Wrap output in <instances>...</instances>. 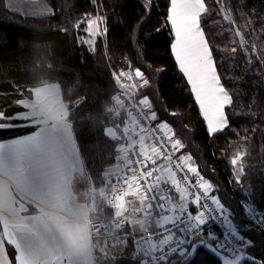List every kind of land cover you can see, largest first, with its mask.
I'll return each instance as SVG.
<instances>
[{"label":"snow or ice","instance_id":"6c2138e0","mask_svg":"<svg viewBox=\"0 0 264 264\" xmlns=\"http://www.w3.org/2000/svg\"><path fill=\"white\" fill-rule=\"evenodd\" d=\"M5 7L17 14L42 16L52 12L46 0H7ZM205 11L204 0H170L167 20L170 35L174 37L171 51L178 69L187 78L207 121L208 132L212 134L228 127L225 109L232 104V97L221 83L212 50L201 28L200 17ZM104 20L102 16L89 19L84 32L93 38L105 35L107 27L103 31L99 28ZM74 27L79 28V23ZM237 35L240 33L237 32ZM81 42L93 45L95 41L87 39ZM241 42L244 43L243 37ZM232 51L235 52L236 48ZM112 76L118 86L117 94L123 99L127 93L122 91L126 88L122 78L131 80L133 74L120 71L119 74L113 72ZM134 76L142 81L139 87L149 84L140 68L134 70ZM45 102L56 104L55 93L51 89L38 90L32 103L25 99L15 101L18 107L26 110L23 113L7 116L0 111V129L14 126L9 123L12 120H20L23 122L21 126L35 129L31 134L0 142V264H13V260L14 264H100L108 253L104 241L94 234L93 228L103 235L105 229L102 225H107L108 221L100 213L111 210H114L111 224L116 230L130 225L126 235L117 231L113 238L122 247L126 246L127 238H131L134 264H139V261L143 264H201L200 257L205 249L215 256L218 264H242L245 260L248 264H256L255 259L243 250L236 251L234 259H221L217 253L227 255L225 249L230 247L226 237L216 234L211 237L213 242L209 245L208 240L200 235L201 226L206 224V213L227 220L228 209L212 194L213 184L200 175L197 167L192 164L182 167L180 162L191 159L183 155L177 158L174 167L180 171L186 167L196 177L197 190L190 192L188 187L181 186V179L173 171L172 156L166 153L169 149L179 151L184 145L168 135L172 132L170 126L161 123L153 129L163 131L166 137L167 142L161 143L160 147L146 144L150 134L149 137L139 135L138 140L128 135L130 129L123 119L125 115L138 126L140 119L156 120L154 111L150 115L143 111L134 115L128 107L118 109L119 117L109 121L112 126L104 137L117 142L126 140L125 144L116 148V152L117 159L125 161L127 171L115 177V182L111 173L105 171L101 178L102 186L95 188L85 172L73 125L60 120L63 106L42 115ZM86 102L87 97L74 106V111ZM137 103L144 108L152 107L147 97ZM120 124L124 125L122 132ZM146 131L140 129L141 133ZM137 144L138 151L134 152ZM132 155L137 157L134 161ZM244 155L238 152L230 160L237 184L241 183L245 173ZM157 157L169 161V164L158 165ZM182 179L185 184L191 183L186 175ZM81 182L83 190L76 187ZM167 184L175 190L176 196L165 194L162 185ZM126 197H136L138 203L126 200ZM189 197L192 198L189 200ZM190 206L196 207L195 214L190 212ZM154 208L161 210L155 216ZM258 220L264 231V217ZM169 223L178 227L168 228ZM154 239L157 242H153ZM239 240L241 245L250 246L252 243L243 236ZM6 246L12 248L13 260L7 258ZM173 255L184 259L173 262Z\"/></svg>","mask_w":264,"mask_h":264},{"label":"trees","instance_id":"16d2710c","mask_svg":"<svg viewBox=\"0 0 264 264\" xmlns=\"http://www.w3.org/2000/svg\"><path fill=\"white\" fill-rule=\"evenodd\" d=\"M204 1L201 24L221 82L232 97L226 109L229 125L223 131L208 132L191 87L178 69L167 20L170 0H47L54 13L44 17L14 13L5 7L6 0H0V111L12 116L23 110L15 101L31 98L33 88L59 84L87 172L99 187L106 168L116 162L120 145L104 137L116 92L111 70L128 61L144 72L149 84L142 92L159 120L170 125L184 145L181 153L191 156L213 184L240 235L252 242L248 253L256 264H264V231L242 207L248 202L264 217V0ZM92 16L104 17L102 31L107 27L94 51L81 42ZM78 23L80 27H74ZM85 97L87 102L74 111ZM236 150L249 159L240 184L234 182L229 164ZM208 229L219 234L214 226ZM8 253L13 260L11 247ZM200 262L218 264L205 250ZM103 264H134V258L123 253Z\"/></svg>","mask_w":264,"mask_h":264},{"label":"built area","instance_id":"2783aa9c","mask_svg":"<svg viewBox=\"0 0 264 264\" xmlns=\"http://www.w3.org/2000/svg\"><path fill=\"white\" fill-rule=\"evenodd\" d=\"M120 71L132 72L133 79L129 80L127 78H122V83L126 86V88L125 89H122V91H125L127 93V95H125L123 99H121L119 97V95L117 94V88H118V86L115 85L116 92L111 97V100H110V103H109V109H108V113L111 115V119L113 117H119V111H118V109H120V106H119L120 103L126 104L127 107L129 108V110L130 111H133V114L134 115H137L141 111L147 112L150 115L152 111L151 112L150 111H147L148 108H144V106L139 105L137 103V101L139 99H143L144 98V96L141 95V89L142 88L139 87V85L142 83V81H140L138 78H135V76H134V70L131 69L130 63L128 61H125V63H123L120 66H118L117 69L111 70V73L115 72V73L119 74ZM112 78H113V76H112ZM113 81H114V79H113ZM114 84H115V82H114ZM123 119L125 120V117H123ZM140 122L143 125V128H145V129L148 130L150 136H152L154 142H156L155 144L158 147H160V144L161 143L167 142L166 141V137H165L163 131H161L159 129H156L155 131L153 130L154 127L157 126V125H159V124H161V122H159V121L156 122L155 120L153 121V120H147V119H140ZM119 127H120V130L122 132L123 131V128H124V125L123 124H120ZM119 134L120 133H118V135ZM128 135L132 138V134H131V131L130 130H129V134ZM155 137H161L162 139L161 140H157V139H155ZM138 148L139 147L136 146V148L133 151L134 152L135 151H138ZM163 150L164 149H162V151ZM166 154L172 156V167H173V171L176 172V175H177L178 179H181V186L182 187H188V189H189L190 192H196V190H197L196 187H195L196 177L193 176L190 172H188L186 167H184V170L183 171H180L179 169H176L174 167V165L178 162L177 161V158L180 157V156H178L175 151H172L170 149L167 151ZM136 158L137 157L135 155H132L131 156V159L133 161ZM161 160H162V163L163 164H166V165L169 164V161H167L165 159H161ZM180 163H181L182 167L185 165L184 162H180ZM150 167H151V165H150ZM185 175L191 181L190 184H185L184 183V181H183L182 178ZM200 175L202 176L201 173H200ZM163 189L165 190V194L172 195V196H176L175 193H174V189L171 188V185L170 184L164 185ZM169 189H171L170 192L168 191ZM212 194L215 195L214 193H212ZM191 198L192 197H190L189 200ZM209 203H210V201H209ZM242 207L244 208V210H248L249 209V205L246 202H243L242 203ZM189 210H190V212L192 214H193V211H197V209H196L195 206H190V209ZM160 211L161 210L159 208H154L153 209V215L155 216V213L160 212ZM165 211H166V209H165ZM167 214L172 215V213H167ZM227 215H228V213H227ZM253 216H255L256 219H258L259 217H262L260 212L259 213L258 212L253 213ZM104 219L108 221V224L107 225H102V227H104V229H105L103 235H101L100 233H97L96 232V229L94 227L93 228V232H94L95 235H99V236H109L110 235V233H111V222H110L109 219H106V218H104ZM94 224H95V220H94ZM206 225H207V227L208 226H214V227H216L218 229V231H219V234L226 237V239L228 241V244H230V247L229 248H226V249L232 250L235 254H236V251L243 250V252L247 254L246 249L244 248V245H241L240 240H239V237L241 236L240 233H239L240 229H237L236 228V231H233L230 228V226H229V217H228L227 220H225L222 216L219 217V218H217L216 214L208 215L206 213ZM258 225H260V224H258ZM126 226H127V224L124 227H126ZM177 227H178V225L174 223L173 226L168 227V228L176 229ZM205 229H206V227H201L200 234H202L205 231Z\"/></svg>","mask_w":264,"mask_h":264},{"label":"crops","instance_id":"0c3cea01","mask_svg":"<svg viewBox=\"0 0 264 264\" xmlns=\"http://www.w3.org/2000/svg\"><path fill=\"white\" fill-rule=\"evenodd\" d=\"M6 3H7V0H6ZM204 3H205V1H204ZM205 8H206V4H205ZM204 13V12H203ZM202 13V14H203ZM21 14H23V15H28V16H33V17H44V16H37V15H31L30 13L29 14H24V13H21ZM202 14H201V16H202ZM200 23H201V17H200ZM201 28H202V30H203V27H202V24H201ZM204 31V30H203ZM205 38H206V36H205ZM173 40H174V37H173ZM209 47H210V45H209ZM214 58V57H213ZM215 61V60H214ZM217 73H218V70H217ZM219 74V73H218ZM187 79V78H186ZM222 83V82H221ZM223 85V84H222ZM224 86V85H223ZM48 89H51L52 91H54V93H55V101H56V104L55 105H52V104H49L48 102H45L43 105H42V115H48L50 112H52V111H54V109L56 108V107H59V106H63L62 107V109H61V111H60V120L63 122V123H66V124H69V125H73L70 121H69V108H68V105L64 102V100H63V98H62V94H61V89H60V86H59V84L57 85L56 83H46V84H43V85H39V86H37V87H35V88H33L32 89V97L31 98H25V100L26 101H28V102H30V103H32V102H34L35 100H36V93H37V91L38 90H48ZM226 89V88H225ZM229 93V92H228ZM194 95V94H193ZM230 95V94H229ZM231 96V95H230ZM198 104V103H197ZM119 106H120V108H127V105L126 104H124V103H120L119 104ZM199 106V105H198ZM230 106V105H229ZM229 106H226V109L229 107ZM200 109V108H199ZM226 109H225V111H226ZM26 110L25 109H23V110H21V111H19V112H16V113H23V112H25ZM200 112H201V110H200ZM201 114H202V112H201ZM202 116H203V114H202ZM204 121H205V123H206V126H207V121L204 119ZM125 122L129 125V129H130V131H131V134H132V139L133 140H138V138H139V135H145L146 137H149V132H148V130L146 131V132H144V133H141V132H137V125H135V124H132L130 121H129V119H128V117L125 115ZM11 125H14V126H11V127H7V128H5V129H0V142H6L7 140H10V139H14V138H20V137H22V136H24V135H28V134H31L35 129L34 128H32V127H24V126H21L22 125V121H20V120H12V121H10L9 122ZM164 123V122H163ZM111 126V125H110ZM109 126V127H110ZM143 128V127H142ZM145 129V128H144ZM73 130V133H74V129H72ZM218 133V132H217ZM212 134H215V133H212ZM74 136H75V133H74ZM75 139H76V137H75ZM76 142H77V140H76ZM146 142V144H149V145H151V142H149V140L147 141H145ZM78 151H79V153H80V149H79V146H78ZM183 156H185V157H189V156H187V155H185V154H182ZM80 156H81V159H82V161H83V164H84V169H85V172L86 173H88L87 172V169H86V166H85V163H84V160H83V158H82V155H81V153H80ZM157 163H158V165H166V164H163L162 163V160L160 159V158H158L157 157ZM185 164H192L194 167H197V165L194 163V161L192 160V159H190V160H188V161H186V162H184ZM122 166H123V172L125 173L126 171H127V168H126V166H125V164L124 163H122ZM115 167V166H114ZM110 168H112V167H110ZM109 172H110V169L108 170ZM89 175V174H88ZM115 182V181H114ZM91 186L92 187H95V188H98L94 183H93V181L91 180ZM76 187L77 188H79V189H81V190H83L82 189V182L81 183H77L76 184ZM100 187V186H99ZM164 187V185H162V188ZM174 193H175V190H174ZM214 193V192H213ZM175 195H177L176 193H175ZM216 195V194H215ZM217 196V195H216ZM126 200H132V201H137V198L136 197H126ZM137 203H138V201H137ZM111 211H113L114 212V210H111ZM107 212V211H106ZM196 213V211H193V214H195ZM94 215H96V214H94ZM100 215H103L104 216V218H106L105 217V212H102V213H100ZM137 215H140V216H142L143 214L142 213H138ZM158 218V217H157ZM174 225V223H169V225H167L168 227H171V226H173ZM201 227H206V229H208L209 227H207V225L205 224L204 226H201ZM124 229H125V231H124ZM124 229H121V230H116L115 228H114V225H112L111 224V233H110V235L109 236H114V234H115V232H117V231H119V233L121 234V235H126V231H130V225H127ZM161 230H163V229H161ZM160 230V231H161ZM123 231V232H122ZM214 236V234L213 233H211V230H208V232H207V235H205L204 237L205 238H208V237H213ZM107 237L108 236H100V239L102 240V241H105L106 239H107ZM128 239H129V241L131 240V238L130 237H128ZM107 240H109V239H107ZM132 241V240H131ZM153 242H157L155 239L153 240ZM209 242V241H208ZM114 245H117V247H119V250L122 252V250H123V248L125 247V246H121L119 243H117V244H115L114 243ZM145 247L147 246V245H144ZM133 248H134V245H133ZM111 249V248H110ZM109 248H108V250L107 251H111ZM6 250H7V258L8 259H10L11 260V257H10V255H9V253H8V247L6 246ZM120 251H116L115 253L118 255L119 254V252ZM112 252V251H111ZM108 254H110L109 252H107ZM120 255H121V253H120Z\"/></svg>","mask_w":264,"mask_h":264},{"label":"rangeland","instance_id":"374dc122","mask_svg":"<svg viewBox=\"0 0 264 264\" xmlns=\"http://www.w3.org/2000/svg\"><path fill=\"white\" fill-rule=\"evenodd\" d=\"M46 3L48 4V6L52 9V12L50 13V14H45V15H42V16H49V15H52L53 13H54V10H53V8H52V6L47 2V0H46ZM221 8H223V7H221ZM222 13V15H223V17L225 16V12H223V11H221ZM37 16H40V15H37ZM227 17H229V16H227ZM93 18H95L94 16H92V17H89L88 18V20L89 19H93ZM225 18V17H224ZM87 20V21H88ZM87 21H86V23H85V28L87 27ZM99 28H100V30L102 31V29H101V25L99 24ZM98 37L99 36H96V37H91L88 33H86L85 32V34L82 36V38H81V41H83V40H87V39H94V44L93 45H89V44H86L87 45V47L90 49V50H92V51H94L95 50V44H96V41H97V39H98ZM85 44V43H84ZM131 65V64H130ZM131 69L132 70H135L136 68H132L131 67ZM146 77V76H145ZM57 84V83H56ZM58 85V84H57ZM146 87V86H145ZM145 87H142V89H141V95L142 96H144V97H147L148 98V96H146V95H144L143 94V92H142V90L145 88ZM148 100L150 101V99L148 98ZM150 103H151V101H150ZM151 105H152V103H151ZM153 106V105H152ZM147 111H154L153 110V107H151V109H147ZM155 112V111H154ZM156 113V112H155ZM157 115V114H156ZM111 116V115H110ZM161 122V123H163L162 121H160L159 120V118H158V116H157V119L155 120L156 122ZM164 123H166V122H164ZM170 126V125H169ZM143 127V125L141 124V122L139 121V125H138V129H137V132H140V129ZM109 128V127H108ZM108 128L106 129V131L108 130ZM171 129H172V132L171 133H168V135L169 136H171L172 137V139L173 140H175L176 139V137H175V132H174V130H173V128L172 127H170ZM147 141L149 140V142H151V144H155L156 142H154V140H153V138H152V136H150V138H147L146 139ZM126 143V140L125 139H121L120 141H119V144H125ZM137 146H138V144H137ZM157 146V145H156ZM139 147V146H138ZM158 147V146H157ZM176 153H177V155L178 156H182V154H184V153H181V149L179 150V151H175ZM238 152H243V151H238V150H236V151H234V152H232L231 153V155H230V158H229V164H230V160H231V158H233V156L235 155V154H237ZM244 153V152H243ZM185 155H187V156H189L188 154H185ZM191 159H192V157L191 156H189ZM193 160V159H192ZM122 163H124L125 164V161L124 160H121V159H117L116 158V162L114 163V164H112V165H110V166H108L107 168H106V170L105 171H108L109 169H110V173H111V175H112V177H113V182L115 181V177H117V176H122V175H124L125 173L123 172V166H122ZM242 163H243V166H244V168H245V173H244V175L242 176V178H244L245 176H246V169L248 168V166H249V159L244 155L243 156V160H242ZM185 164V163H184ZM115 166V167H114ZM230 166H231V164H230ZM110 167H112V168H110ZM238 167V166H237ZM231 168H232V166H231ZM232 170H233V168H232ZM100 186H102V185H100ZM214 192V191H213ZM214 194H215V192H214ZM218 197V196H217ZM190 198V197H189ZM219 199V198H218ZM248 203V202H247ZM248 205H249V209L248 210H246L247 211V213L249 214V216L253 219V221H254V226H258V227H261L260 225H258L259 224V220L258 219H256L255 218V216H253V213H255V212H258L259 213V211L258 210H256V209H254V208H252V206H251V204L250 203H248ZM227 208V207H226ZM228 209V217H229V226H230V228L233 230V231H236V228H237V225L233 222V220H232V216H231V211H230V209L229 208H227ZM261 213V212H260ZM261 216L263 217V214L261 213ZM105 217H106V219H109L110 220V222L114 219V212L113 211H107V212H105ZM168 227V226H167ZM125 228V227H124ZM237 229H239V228H237ZM208 230H210V229H205V231L202 233V234H200V235H202V236H205L204 234H205V232L207 231L208 232ZM124 231H125V229H124ZM161 231H163V230H161ZM123 232V231H122ZM116 233V232H115ZM212 233V232H211ZM214 234V233H213ZM214 236H215V234H214ZM107 239H109V240H107ZM107 239L104 241V247L106 248V250H108V248L112 251H107V252H109L110 254H108L107 255V257L105 258V259H103V260H101L100 261V264H103L107 259H109L111 256L112 257H114V258H117V257H119V256H121L120 255V253L121 254H123V253H126V254H128V253H132V250H133V244H132V241L130 240L129 241V239L127 238V244H126V246L123 248V250H122V252L119 250V247H117V245H114V243L115 244H117L118 242L113 238V236H108L107 237ZM208 241H210V239H211V237H208V238H206ZM212 240V239H211ZM252 245V244H251ZM250 245V246H251ZM250 246H248V245H244V248L246 249V252H247V254H249L248 253V249H249V247ZM8 247V246H7ZM116 251H120L119 252V254L117 255L115 252ZM225 251L227 252V254L228 255H230V256H235L236 254L232 251V250H229V249H225ZM177 257V256H176ZM178 257H180V256H178ZM251 258L252 259H254L252 256H251ZM175 260H177V259H175ZM255 261L256 262H258L256 259H255Z\"/></svg>","mask_w":264,"mask_h":264},{"label":"water","instance_id":"95a60500","mask_svg":"<svg viewBox=\"0 0 264 264\" xmlns=\"http://www.w3.org/2000/svg\"><path fill=\"white\" fill-rule=\"evenodd\" d=\"M209 243V242H208ZM209 245H211V243H209ZM205 251H207V249H205ZM208 252V251H207ZM209 253V252H208ZM209 254H211V253H209ZM212 255V254H211ZM217 255H219L220 257H221V259H223V260H228V259H234L235 258V256L234 257H232V256H229V255H223V254H221V253H217ZM213 256V255H212ZM213 257H215V256H213ZM246 260L245 261H242V264H246Z\"/></svg>","mask_w":264,"mask_h":264}]
</instances>
